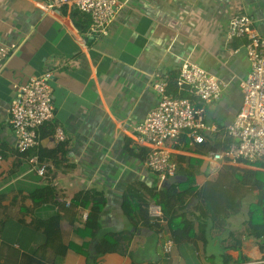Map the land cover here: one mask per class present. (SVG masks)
I'll use <instances>...</instances> for the list:
<instances>
[{
  "label": "crops",
  "instance_id": "0c3cea01",
  "mask_svg": "<svg viewBox=\"0 0 264 264\" xmlns=\"http://www.w3.org/2000/svg\"><path fill=\"white\" fill-rule=\"evenodd\" d=\"M123 1L110 34L100 36L90 33L91 20L84 26L88 16H77L84 29L77 26L76 9L48 11L51 0H0V46L17 44L0 66V264H225L228 257L230 264H264V238L249 235L246 200L225 229L207 220L197 243H175L170 252L163 249L172 236L168 227L156 232L140 223L135 229L123 210L129 185L151 187L158 178L145 166L148 146L138 141L135 129L159 102L155 83L162 78L170 83L190 59L228 82L206 112L208 122L227 126L241 108L240 82L250 69L244 39L227 37L229 21L251 15L264 36V0ZM46 71L52 73L55 118L42 127L39 145L19 154L9 111L15 85ZM58 128L66 135L65 153L40 163L48 165L41 176L30 159L41 147L59 149ZM182 144L174 155L199 161L197 188L218 177L225 164L219 169L207 154ZM236 166L257 170L264 179V166ZM47 187L58 203L35 207L31 194ZM89 190L105 194L103 231L123 238L122 251L96 259L86 253L94 244L80 231L90 208L70 206L77 193ZM185 206L196 220L197 201L190 198ZM57 214L64 216L58 234L48 237L34 226Z\"/></svg>",
  "mask_w": 264,
  "mask_h": 264
},
{
  "label": "built area",
  "instance_id": "2783aa9c",
  "mask_svg": "<svg viewBox=\"0 0 264 264\" xmlns=\"http://www.w3.org/2000/svg\"><path fill=\"white\" fill-rule=\"evenodd\" d=\"M124 6L123 0H51L46 8L50 12H59L64 7L76 9L90 16V33L107 36ZM227 37L244 39L250 69L240 82L241 108L224 128L208 122L206 112L223 97L228 82L186 59L180 67L177 84L179 89L188 90L193 98L170 92L166 78L155 83L159 102L135 129L138 141L148 146L145 166L158 176L159 188L167 178L177 174L174 147L182 144L184 134L190 139L191 146L203 143L208 135L217 132H223V140L232 138L228 148L207 153L210 162L219 169L224 164L264 166V36L259 33L251 15L240 14L230 19ZM16 48L17 44L0 46V66ZM51 78V71H46L32 76L25 84L15 85L17 94L9 111L20 154L39 145V130L55 118ZM56 138L59 142L66 140L62 128L56 130ZM3 161L4 155L0 152V167ZM30 161L36 163L41 176H46L47 164H40L37 155ZM149 215L155 222L166 223L163 207L157 202L149 205ZM87 217L85 214V220ZM175 243L174 238L169 237L163 245L164 251L170 252Z\"/></svg>",
  "mask_w": 264,
  "mask_h": 264
},
{
  "label": "trees",
  "instance_id": "16d2710c",
  "mask_svg": "<svg viewBox=\"0 0 264 264\" xmlns=\"http://www.w3.org/2000/svg\"><path fill=\"white\" fill-rule=\"evenodd\" d=\"M80 15L85 18L88 15L78 10L73 13L77 26L84 29L77 19V16ZM88 18L84 21V26L86 27L87 25L89 26L91 20L90 16ZM177 78L175 76L170 80L169 91L179 97L193 98V95L188 90L179 89ZM221 128L223 127L221 126ZM41 132L42 128L39 130L40 138ZM181 141L185 145L190 143V139L185 134L181 137ZM232 142V138L226 137L223 140V132H217L208 135L207 140L203 143L196 144L195 151L200 154H207L211 151L228 148ZM65 145V142H61L59 149L54 150L39 148L38 157L40 163H44L49 157H57L60 152L65 153ZM178 146L180 145H176V147ZM173 159L177 162V174L186 176L187 180L185 182L174 183L171 186L161 188L158 186V180L151 187L139 182L128 186L124 195L123 210L131 226L139 229L140 223H143L145 227L156 232H161L168 227L177 244L183 242L197 243L198 236L208 225L207 220L212 223L214 228L225 229L230 215L239 213L243 208L244 200L257 191V194L254 195L257 200L255 202L257 209L250 210L248 231L251 236L258 239L264 238V179L259 177L257 170L226 164L219 171L216 179L208 180L202 187L197 188L195 175L200 168L199 161L185 155H174ZM184 163L187 164L186 167L183 166ZM31 198L35 202V207L51 201L58 203L57 198L51 193V188L49 187L35 191L31 194ZM190 198L197 201V212L199 214L195 213L197 216L196 220L192 217L189 207L185 206ZM152 202L162 205L166 223L162 224L151 219L149 205ZM105 203L106 196L103 192L89 190L77 193L75 201L70 206L71 210L76 205L90 208L88 217L80 232L87 234L92 239L91 242H93L94 248L92 251L86 249V253L91 259H96V257L104 253L122 251L123 238L116 236L114 232L103 231L102 214ZM62 217H64L62 214H57L48 220H35L34 226L38 229L43 228L48 237H52V235L60 232ZM197 221L198 224H196ZM55 249L60 252L65 250V248L61 250ZM232 261L233 259L228 257L225 264H230Z\"/></svg>",
  "mask_w": 264,
  "mask_h": 264
},
{
  "label": "rangeland",
  "instance_id": "374dc122",
  "mask_svg": "<svg viewBox=\"0 0 264 264\" xmlns=\"http://www.w3.org/2000/svg\"><path fill=\"white\" fill-rule=\"evenodd\" d=\"M222 125H225L224 123L222 124ZM261 177L262 176H264V173H262L261 175H260ZM255 196H254V194H251L247 199H246V202H245V204H244V209H243V212L245 213V214H247V216H249V213H250V210H255V209H257V205H256V203H255ZM249 218V217H248ZM231 228V226L228 228V229H230ZM225 235H226V233H225ZM256 262H254V264H255Z\"/></svg>",
  "mask_w": 264,
  "mask_h": 264
},
{
  "label": "water",
  "instance_id": "95a60500",
  "mask_svg": "<svg viewBox=\"0 0 264 264\" xmlns=\"http://www.w3.org/2000/svg\"><path fill=\"white\" fill-rule=\"evenodd\" d=\"M183 176L180 174H176L172 177L167 178L163 184L162 187H167V186H171L174 183H182Z\"/></svg>",
  "mask_w": 264,
  "mask_h": 264
}]
</instances>
